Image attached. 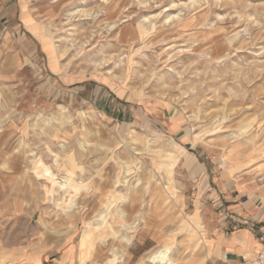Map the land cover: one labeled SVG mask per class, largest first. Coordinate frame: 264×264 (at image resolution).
<instances>
[{
	"label": "rangeland",
	"instance_id": "374dc122",
	"mask_svg": "<svg viewBox=\"0 0 264 264\" xmlns=\"http://www.w3.org/2000/svg\"><path fill=\"white\" fill-rule=\"evenodd\" d=\"M107 204L115 238L81 244ZM246 225L264 233V0H0V264H212Z\"/></svg>",
	"mask_w": 264,
	"mask_h": 264
},
{
	"label": "bare ground",
	"instance_id": "6f19581e",
	"mask_svg": "<svg viewBox=\"0 0 264 264\" xmlns=\"http://www.w3.org/2000/svg\"><path fill=\"white\" fill-rule=\"evenodd\" d=\"M170 18V15L168 14L167 15V19ZM57 159V158H56ZM57 162V160H56ZM42 165L40 161H37L34 163V166H33V170L36 172V174L39 176V177H46L48 178L49 180L52 181L53 185H54V189L52 191H56V188H55V185L57 184V186L64 190V192L66 193H70L71 189H75L77 190V186L73 184V182H71L69 184V186L67 185V182L70 181L69 179L66 180H59V176L54 173L53 171H51L48 167H45L43 166L42 168H40L39 166ZM130 170H128L129 172ZM69 172V171H68ZM169 173H171V170H169ZM69 174L72 176L73 173L72 172H69ZM73 180V179H72ZM111 205L110 204H107L104 208V210L101 211V218H98V220H100L97 224L94 225V222L92 221H86L85 222V229L83 230L82 232V236H81V239H80V242L81 244H85L87 242L89 243H92V248H94V242L96 241V238L97 236L93 235L92 233V227L93 228H99L101 227L104 222H105V226L104 227H109L110 228V233L113 234V237L115 238V235L114 233H112L111 231H113L112 229V224L108 223V220L106 218V215H103L104 214H107V211L110 209ZM71 207H67V209H70ZM78 208H73L71 211H69L68 215H71L72 212L76 211ZM121 214H123V212H121ZM76 225V224H75ZM200 228H203L204 226L202 224H199ZM102 238H101V242H104V235L103 233H100V235ZM98 236V238H99ZM93 238V240H92ZM123 240L125 242H129L130 241V236H124L123 237ZM99 242V241H98ZM193 246V251L198 248V247H201V248H205V245L204 243H202V239L200 240V237H198L194 244L192 245ZM260 246L258 245L257 246V251L256 253L258 252ZM193 254V253H192ZM206 255L207 257L210 255V248L208 249L207 248V252H206ZM117 256V255H115ZM174 255H173V252L172 250H168V249H163V250H160L159 252L157 253H154L153 255L150 256V261L152 262H155V263H159V264H173L175 262L176 259H174ZM192 257V256H191ZM118 258V257H117ZM122 258V257H120ZM119 258V260H120ZM249 260V264H258L257 260H256V255L253 257V259H248Z\"/></svg>",
	"mask_w": 264,
	"mask_h": 264
},
{
	"label": "crops",
	"instance_id": "0c3cea01",
	"mask_svg": "<svg viewBox=\"0 0 264 264\" xmlns=\"http://www.w3.org/2000/svg\"><path fill=\"white\" fill-rule=\"evenodd\" d=\"M258 234L259 232H255L251 225L241 226L231 234L217 230L210 237L213 242V252L207 261H210L212 264H216V262L218 264H234L251 258L254 254V248L261 245L257 238ZM18 253L27 259L26 253ZM33 256L35 257L36 255ZM30 259L26 262L27 264H32L30 263Z\"/></svg>",
	"mask_w": 264,
	"mask_h": 264
},
{
	"label": "built area",
	"instance_id": "2783aa9c",
	"mask_svg": "<svg viewBox=\"0 0 264 264\" xmlns=\"http://www.w3.org/2000/svg\"><path fill=\"white\" fill-rule=\"evenodd\" d=\"M257 238L259 242L261 243V245H260L258 252L256 253V260L258 264H264V233H259L257 235ZM249 263L250 262L248 259H244L240 263H234V264H249Z\"/></svg>",
	"mask_w": 264,
	"mask_h": 264
}]
</instances>
